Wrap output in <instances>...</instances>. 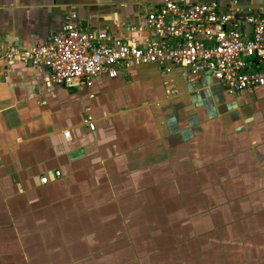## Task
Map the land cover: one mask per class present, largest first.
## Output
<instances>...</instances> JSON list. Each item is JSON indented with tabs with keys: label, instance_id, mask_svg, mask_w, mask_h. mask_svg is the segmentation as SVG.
I'll return each mask as SVG.
<instances>
[{
	"label": "crops",
	"instance_id": "obj_1",
	"mask_svg": "<svg viewBox=\"0 0 264 264\" xmlns=\"http://www.w3.org/2000/svg\"><path fill=\"white\" fill-rule=\"evenodd\" d=\"M174 1L264 18V0ZM159 2L0 0V264H264V88L132 62L65 88L1 58L71 12L140 45Z\"/></svg>",
	"mask_w": 264,
	"mask_h": 264
},
{
	"label": "built area",
	"instance_id": "obj_2",
	"mask_svg": "<svg viewBox=\"0 0 264 264\" xmlns=\"http://www.w3.org/2000/svg\"><path fill=\"white\" fill-rule=\"evenodd\" d=\"M229 19L214 4L160 0L135 28L149 36L138 45L104 31L82 30L71 12L40 44L28 49L10 46L1 58L7 65L42 67L47 84L65 88L88 85L99 75L114 78L129 62L153 64L165 73L179 67L193 77L208 74L227 95L264 88V18L248 15L233 24ZM83 122L93 131L90 115ZM58 176L52 173L54 179ZM46 181L39 179L41 184Z\"/></svg>",
	"mask_w": 264,
	"mask_h": 264
},
{
	"label": "water",
	"instance_id": "obj_3",
	"mask_svg": "<svg viewBox=\"0 0 264 264\" xmlns=\"http://www.w3.org/2000/svg\"><path fill=\"white\" fill-rule=\"evenodd\" d=\"M260 1H261V0H257V4H259V3H260ZM245 2H246V3H249L248 1H245Z\"/></svg>",
	"mask_w": 264,
	"mask_h": 264
}]
</instances>
